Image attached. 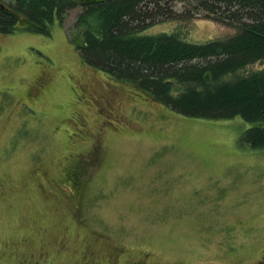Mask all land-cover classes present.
<instances>
[{"label": "rangeland", "instance_id": "374dc122", "mask_svg": "<svg viewBox=\"0 0 264 264\" xmlns=\"http://www.w3.org/2000/svg\"><path fill=\"white\" fill-rule=\"evenodd\" d=\"M80 10L49 33L25 17L0 33V264H109L122 249L264 264V148L240 142L253 124L178 113L88 64L71 39ZM160 28L237 32L201 17Z\"/></svg>", "mask_w": 264, "mask_h": 264}, {"label": "trees", "instance_id": "16d2710c", "mask_svg": "<svg viewBox=\"0 0 264 264\" xmlns=\"http://www.w3.org/2000/svg\"><path fill=\"white\" fill-rule=\"evenodd\" d=\"M78 7L71 39L88 64L178 113L241 117L253 124L241 144L264 148V0H0V33L22 17L49 33ZM198 17L237 32L196 42L178 28L154 29Z\"/></svg>", "mask_w": 264, "mask_h": 264}, {"label": "flooded vegetation", "instance_id": "af4514ba", "mask_svg": "<svg viewBox=\"0 0 264 264\" xmlns=\"http://www.w3.org/2000/svg\"><path fill=\"white\" fill-rule=\"evenodd\" d=\"M119 255V257L111 258L109 264H151L149 263L150 257L146 255L145 253L139 252L137 254H131L129 255L128 251L126 249ZM259 262H264V254L262 255L261 259H259ZM92 264H105V263H97V261L92 262ZM157 264V263H155ZM165 264H221L220 262H211V261H200L196 263H188V262H171V263H165ZM258 264V263H257Z\"/></svg>", "mask_w": 264, "mask_h": 264}]
</instances>
